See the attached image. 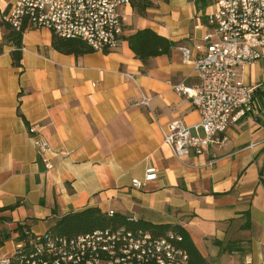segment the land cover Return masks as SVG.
<instances>
[{
  "label": "crops",
  "instance_id": "0c3cea01",
  "mask_svg": "<svg viewBox=\"0 0 264 264\" xmlns=\"http://www.w3.org/2000/svg\"><path fill=\"white\" fill-rule=\"evenodd\" d=\"M13 1L0 0V21ZM144 1L149 5L141 12L138 1L124 9L127 35L150 28L175 43L168 55L142 63L127 42L108 53L64 55L52 48L50 31L32 29L23 33L21 67L15 68L13 48L4 46L0 209L14 207L0 211V232L10 234L0 257L13 253L18 225L42 235L70 212L97 208L180 225L210 264H264V80L243 78L255 64L240 68L246 83L262 86L256 111L230 125L226 140L202 156L177 159L159 125L200 121L172 84L197 82L180 48L192 57L203 54L213 0ZM141 91L152 95L150 109L135 105ZM29 126L50 148L45 161ZM149 169L155 178L146 180Z\"/></svg>",
  "mask_w": 264,
  "mask_h": 264
},
{
  "label": "built area",
  "instance_id": "2783aa9c",
  "mask_svg": "<svg viewBox=\"0 0 264 264\" xmlns=\"http://www.w3.org/2000/svg\"><path fill=\"white\" fill-rule=\"evenodd\" d=\"M137 1L14 0L1 20L15 31L46 29L58 38L79 40L93 52L108 53L126 42L123 11ZM211 7L203 54L192 57L187 48H180L183 61L193 67L196 84H172L176 93L190 100L200 121L192 126L178 120L159 125L163 143L177 159L202 156L212 144L223 143L230 125L253 114L258 105L261 85L246 83L239 70L264 63V0H213ZM124 76L135 81L131 74ZM152 98L141 91L135 105L150 109ZM27 132L38 157L44 160L50 151L48 144L35 126H29ZM153 173L149 169L146 180L154 179ZM133 185L140 187L141 183L133 181ZM136 235L123 229L113 233L96 230L75 238L46 232L16 243L10 256L0 257V264H185L186 254L170 240L141 231Z\"/></svg>",
  "mask_w": 264,
  "mask_h": 264
},
{
  "label": "trees",
  "instance_id": "16d2710c",
  "mask_svg": "<svg viewBox=\"0 0 264 264\" xmlns=\"http://www.w3.org/2000/svg\"><path fill=\"white\" fill-rule=\"evenodd\" d=\"M136 9L141 12L149 4L144 0H139L136 4ZM0 27L3 30V40L0 44V55L3 52L4 46H11L10 51L12 66L15 68L21 67L22 60V36L26 31L21 29L15 31L3 20L0 21ZM126 42L128 49L131 50L134 57L145 62L149 58L168 55L175 46V43L163 37L150 28L137 30L134 33L127 35ZM51 46L57 52L64 55H73L75 57L94 53L86 44L79 40H68L58 38L52 35ZM14 207V206H12ZM8 207L0 209V211L11 209ZM123 229L125 232H132L136 238L137 231L148 233L152 237H162L171 241L177 248L181 249L186 254L185 264H210L202 257L194 244L191 242L187 231L177 224H152L142 219H133L121 214L103 213L97 208H85L80 211L70 212L61 217L54 226L47 232L52 235L63 236L66 238H75L92 234L93 231L102 230L110 231L111 233ZM16 232L18 236L15 238V243L21 242L27 237L33 235L24 226H17ZM171 235V236H169ZM10 238V234L0 232V246L4 241ZM179 238L180 240H176Z\"/></svg>",
  "mask_w": 264,
  "mask_h": 264
},
{
  "label": "rangeland",
  "instance_id": "374dc122",
  "mask_svg": "<svg viewBox=\"0 0 264 264\" xmlns=\"http://www.w3.org/2000/svg\"><path fill=\"white\" fill-rule=\"evenodd\" d=\"M168 1V0H167ZM166 1V2H167ZM196 2H193V4H195ZM191 4V3H190ZM245 72V71H244ZM243 72V73H244ZM245 74V73H244ZM245 76V77H244ZM243 76V78H246V80L248 79V77H249V79L252 77V76H254V78H255V81L257 82V83H259V82H262L263 80H264V63H261V62H259V63H257V64H255L252 68H250L247 72H246V74ZM262 87V86H261ZM199 134H200V136L201 137H203V133H202V131L201 130H199Z\"/></svg>",
  "mask_w": 264,
  "mask_h": 264
}]
</instances>
